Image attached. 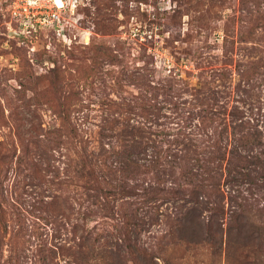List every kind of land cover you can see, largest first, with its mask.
Instances as JSON below:
<instances>
[{
    "label": "rangeland",
    "instance_id": "374dc122",
    "mask_svg": "<svg viewBox=\"0 0 264 264\" xmlns=\"http://www.w3.org/2000/svg\"><path fill=\"white\" fill-rule=\"evenodd\" d=\"M136 128L213 169L223 227L242 197L262 205V169L256 186L228 169L247 167L231 154L249 155L246 132L264 144V0H0V264H52L46 248L76 250L85 226L101 256L59 264L126 263L127 243L157 264H264L258 240L182 238L190 205L165 200L180 178L123 173L110 155Z\"/></svg>",
    "mask_w": 264,
    "mask_h": 264
},
{
    "label": "trees",
    "instance_id": "16d2710c",
    "mask_svg": "<svg viewBox=\"0 0 264 264\" xmlns=\"http://www.w3.org/2000/svg\"><path fill=\"white\" fill-rule=\"evenodd\" d=\"M208 114V112H206ZM206 118L203 116L202 119ZM65 125L72 126L69 116L65 117ZM241 127V125H238ZM75 131V128L73 127ZM70 133H72V131ZM144 131L141 128H136L134 131H129L128 135L118 141L116 145L109 143L110 155L121 156L122 172L129 174H140L151 172L158 180L162 176L174 177L177 175L183 182V188L172 187L166 190L167 196L165 200H180L186 199L184 203L190 205L187 208L186 213L177 221L176 226L182 238L187 243L193 244H210L218 245L221 247L222 243L229 242H264V200L262 205L250 203L247 198L242 197L241 202H237L236 209L230 213V221L226 227L219 222L217 213L220 208L212 207L209 202L210 197L215 194L217 190L215 183V176L213 175V169L206 167V164L201 161L200 157L195 156L187 157L181 151V148L176 150L172 149V142L160 139V142H155L145 137ZM164 140V141H163ZM160 143V144H159ZM165 144L164 148L159 147L161 144ZM179 142H176V144ZM118 144V145H117ZM239 146L243 150H247L249 155L242 156L237 148L231 151L233 156H238L241 161H245L247 167H239V170L228 169L231 173L229 182L235 185H241L248 183V185L256 186L255 180L258 178L252 176L255 173L257 167L262 169L264 173V167L258 153H264V150H260L261 143L260 138L256 132H246L239 138ZM182 147V144H181ZM256 149V150H255ZM255 150V152H254ZM92 154V152H91ZM144 160L147 164L140 163V160ZM232 163V162H231ZM100 166L107 169L109 172L115 173L113 168L107 166V162L101 161ZM249 166V167H248ZM252 166V167H251ZM249 169V170H247ZM82 170H86V174L82 171L81 177L86 178L94 174L93 166L83 164ZM200 170L204 171L202 176ZM90 172V173H89ZM2 170L0 169V176ZM264 178V175H263ZM177 177L175 180L177 181ZM88 184L91 183V179L86 180ZM97 181V180H96ZM206 182V183H205ZM207 182H209L207 184ZM0 178V189H1ZM211 186V187H210ZM114 190L126 191L122 185H110ZM186 188H189L188 190ZM251 190V189H249ZM208 198V200H207ZM255 202V201H254ZM200 208L208 209L210 215L203 217L201 215ZM5 211L0 202V222H3L5 217ZM251 215V217L249 216ZM87 213H85L84 221L87 220ZM254 218V219H253ZM80 238L77 241V249L72 250L65 245H55L51 248H46L48 258L52 264H59L61 260L70 263L67 256H74L78 259H86L101 256L97 249L95 240H91L90 230L85 226L81 230ZM92 241V242H90ZM109 264H157L151 257L145 254V251L138 249L135 245L127 243L128 260L126 263L115 253L108 252ZM113 254V255H112ZM77 259V260H78ZM76 260V259H75ZM116 260V261H115ZM77 262V261H76ZM75 262V264H77ZM130 262V263H127Z\"/></svg>",
    "mask_w": 264,
    "mask_h": 264
},
{
    "label": "built area",
    "instance_id": "2783aa9c",
    "mask_svg": "<svg viewBox=\"0 0 264 264\" xmlns=\"http://www.w3.org/2000/svg\"><path fill=\"white\" fill-rule=\"evenodd\" d=\"M32 3H37L38 0H31ZM24 14H26V12H24Z\"/></svg>",
    "mask_w": 264,
    "mask_h": 264
}]
</instances>
